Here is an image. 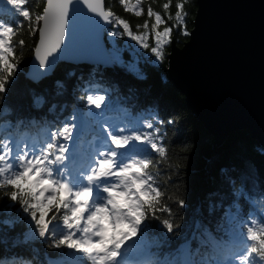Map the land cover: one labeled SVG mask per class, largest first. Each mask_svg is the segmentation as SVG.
<instances>
[{
    "label": "trees",
    "instance_id": "16d2710c",
    "mask_svg": "<svg viewBox=\"0 0 264 264\" xmlns=\"http://www.w3.org/2000/svg\"><path fill=\"white\" fill-rule=\"evenodd\" d=\"M196 1L186 2V32L183 28L172 32L178 44L189 38ZM165 2L142 0L145 12L140 17L125 11L119 0H105V5L127 19L136 32L135 26L148 20L147 6L163 14ZM176 2L172 0L173 14ZM44 4L45 0H28L26 7L34 16ZM10 8L0 0V18L5 22ZM121 30L114 25L106 28L109 51L113 45L119 50L115 58L110 52V64L61 60L50 73L33 79L26 71L38 34H29L27 22L16 29L13 42L18 71L9 78L7 91L0 94V141L49 140L53 130L75 116L71 121L77 125L75 144L80 154L86 155L101 133L99 111L122 125L133 120L155 123L168 148L163 165L166 175H162L170 197L164 203L172 210L171 216L164 214L161 219H169L176 227L168 232L159 221L152 220L151 230L135 246V251L144 252L136 263L184 264L183 250L188 247L192 264H225L223 261L233 260L244 248L245 223L264 217V146L247 127L232 130L218 143L213 140V133L188 108L182 99L184 93L167 75L169 43L163 61H158L150 49L134 46L130 37L110 34ZM20 39L25 41L22 49L16 43ZM148 43L154 46L153 36ZM122 61H134L135 66L124 67ZM89 94L106 96V104L97 113H89ZM34 96H43L45 103L34 106ZM81 121L85 124L79 128ZM178 200H184V206ZM51 244L50 239L35 235L20 206L0 190V264H54L56 259L66 262L71 250Z\"/></svg>",
    "mask_w": 264,
    "mask_h": 264
},
{
    "label": "snow or ice",
    "instance_id": "6c2138e0",
    "mask_svg": "<svg viewBox=\"0 0 264 264\" xmlns=\"http://www.w3.org/2000/svg\"><path fill=\"white\" fill-rule=\"evenodd\" d=\"M186 2L177 0L174 14L170 11L172 0L163 3V14L148 5V20L137 24L134 32L127 19L105 7V0H45L34 16L26 7L28 0H5L11 8L7 22L0 18V94L7 91L9 78L18 71L13 37L25 22L30 35L38 34L34 53L42 69L49 67L50 58L66 46L69 23H74L82 10L91 14L97 29L114 25L122 30L111 35H126L163 61L173 30L183 28L186 32ZM119 3L136 17L145 12L142 0ZM150 35L154 46L148 43ZM16 43L21 49L25 45L23 39ZM44 103L43 96L33 97L34 106ZM86 103L100 109L106 104V96L89 94ZM74 120L72 116L53 130L44 144L13 146L10 139L0 141V190L20 206L36 236L50 239L55 248L71 250L66 264H125V256L151 230L152 220L159 221L168 232L176 227L169 219H161L172 214L164 203L170 199L163 179L168 155L165 137L151 121L133 120L124 126L104 123L86 155L70 153L77 127L71 122ZM177 203L184 206L185 201ZM243 237L244 248L232 257L234 264H264V217L248 220Z\"/></svg>",
    "mask_w": 264,
    "mask_h": 264
},
{
    "label": "water",
    "instance_id": "95a60500",
    "mask_svg": "<svg viewBox=\"0 0 264 264\" xmlns=\"http://www.w3.org/2000/svg\"><path fill=\"white\" fill-rule=\"evenodd\" d=\"M90 15L82 10L70 21L67 45L50 58L49 67L35 70L33 50L27 75L40 78L61 60L110 64L109 25L97 29ZM191 19L188 39L178 44L171 36L168 77L217 143L247 127L264 146V0H197Z\"/></svg>",
    "mask_w": 264,
    "mask_h": 264
},
{
    "label": "rangeland",
    "instance_id": "374dc122",
    "mask_svg": "<svg viewBox=\"0 0 264 264\" xmlns=\"http://www.w3.org/2000/svg\"><path fill=\"white\" fill-rule=\"evenodd\" d=\"M162 30V29H161ZM131 41H132V43L134 44V46H136V47H142V46H140L139 44H138V42H136V41H134V40H132L131 39ZM110 52H111V54H112V56H113V58H115L116 57V55H118V52H119V50H118V48H116L114 45H113V47H110ZM152 54V53H151ZM154 55V54H153ZM154 58H155V56H154ZM156 59V58H155ZM122 66H124V67H134L135 66V62L134 61H129V62H126V61H122ZM34 79H36V78H34ZM94 111V112H98V109H96L95 107H91L90 108V110H89V113H90V111ZM98 114H100V118H99V122H100V128H101V125L102 124H104V123H108V124H110V125H113V126H124V125H122V124H120V123H118L113 117H111V115H102L101 114V111H99L98 112ZM80 124H79V128H80V126H84V122H79ZM77 131L75 130V132H74V135H73V140H72V142H71V147H70V149H69V151H70V153L71 152H78L79 154H80V150H79V148L76 146V144H75V142H76V139H77ZM101 135V133L98 135V136H100ZM98 136H96V137H98ZM10 140L12 141V144H13V146H15L16 144H23V143H28L29 145H40V144H44V143H46V142H48L49 140H41V139H31V140H27V139H20L19 140V142H17L16 143V139L15 138H10ZM79 144H81V142L79 143ZM71 158V157H70ZM135 247L125 256V258H124V260H126L127 262H129V263H126V261H124L125 262V264H138V263H136V260L138 259V257H141V255L144 253V252H141V253H139V251H135ZM139 254H140V256H139ZM78 255V254H77ZM130 260H134V262H131ZM183 263L184 264H191L192 263V261H191V258H190V256H189V251H188V247H185L184 248V250H183ZM230 262H233V260H231L230 258H227L225 261H223V263H225V264H229ZM53 263L54 264H66V262H64V261H62V260H60V259H56V260H54L53 261ZM222 263V262H221ZM84 264H91V262H89V261H85L84 262Z\"/></svg>",
    "mask_w": 264,
    "mask_h": 264
},
{
    "label": "bare ground",
    "instance_id": "6f19581e",
    "mask_svg": "<svg viewBox=\"0 0 264 264\" xmlns=\"http://www.w3.org/2000/svg\"><path fill=\"white\" fill-rule=\"evenodd\" d=\"M75 32V31H74ZM77 36H78V34H77ZM75 37V36H74ZM67 45V44H66ZM80 62H83V61H80ZM86 62H91V61H86ZM35 67V66H34ZM41 68L39 67V64L37 65V67L35 68V70L37 71V72H39V70H40ZM35 74H37L36 72H35ZM34 74V75H35ZM35 78V77H34ZM236 129H238V128H236ZM234 130V129H233ZM230 130H228L227 132H229ZM224 137H226V135L224 134L223 135V137L221 138V139H223ZM124 261H126V260H124ZM126 263H129V262H127L126 261Z\"/></svg>",
    "mask_w": 264,
    "mask_h": 264
}]
</instances>
